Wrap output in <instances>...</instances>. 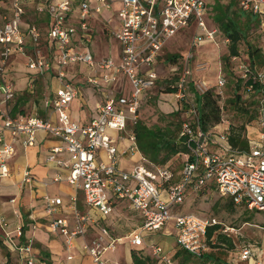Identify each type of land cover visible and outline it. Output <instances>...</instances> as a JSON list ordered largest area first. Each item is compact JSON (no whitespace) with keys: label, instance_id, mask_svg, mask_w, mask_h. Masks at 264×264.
<instances>
[{"label":"built area","instance_id":"built-area-1","mask_svg":"<svg viewBox=\"0 0 264 264\" xmlns=\"http://www.w3.org/2000/svg\"><path fill=\"white\" fill-rule=\"evenodd\" d=\"M116 1L118 6L113 9ZM206 4V0H35V11L48 16L46 31L42 32L35 22L23 21V0H11V13L4 15L0 24V177L10 175L8 158L15 152L16 142L25 147L33 146L37 133L47 132L62 142V146L51 149L48 160L67 170L64 180L75 189L82 190L89 207L107 216L113 211L115 202L124 200L131 210L141 214L142 223L138 230L125 236L130 243L142 245L141 232L158 230L172 220L177 230V244L197 256L207 249L205 234L208 226L218 221L172 210L176 204L184 202L188 190L199 191L213 185L219 196L230 198L235 205L248 210H264V69L250 70L245 62L238 66L240 77L248 82L244 85L247 94L253 91L254 84H260L256 121L258 135L253 138L255 144L252 145L248 134L247 150L231 146L227 120L220 123L223 125L221 129L217 128L219 124L205 130L198 123L195 106H190L186 115L191 121L183 122L180 131L185 138L187 153L176 178L172 167L146 164L138 150L135 133L127 127L128 120L136 122L142 102L156 84L158 72L155 64L161 49L182 27L194 20L201 33L193 36L190 50L183 58L181 77L173 84L176 87L174 97L185 99L189 75L186 64L193 57L192 50L204 39L214 40L219 33L216 27H208L204 21ZM238 4L243 10L256 14L264 27V0H238ZM105 11L116 16L117 24L109 31V38L119 43L118 61L111 52L95 59L91 51L94 36L90 18ZM105 22L109 24L110 19ZM261 34L264 38V31ZM26 37L32 41L31 51L26 50ZM43 40L49 55L40 48ZM223 41L228 40L224 38ZM13 53L25 55V66L38 75L54 71L58 86L51 95L43 97L47 116L37 113L12 115L3 107L15 93L13 83L4 75ZM75 65L85 67L83 83L99 89L102 95L96 103V115L83 124L74 120L69 112L72 101L80 96L81 91L80 86L66 75L67 69ZM97 70L102 71L101 75L96 74ZM120 75L127 80L128 89L110 91ZM225 83L220 74L216 86L222 88ZM193 87L199 93L207 90L205 82H195ZM125 111L131 114V118L125 115ZM51 114L55 115L54 122L50 119ZM111 131L122 132L124 136H115ZM125 137L128 140L126 150L140 155L138 162L129 170L120 168V152L116 145ZM216 148H220L222 154L217 153ZM62 151L67 153V158L59 157ZM101 151L103 159L99 158ZM53 179L62 178L56 174ZM31 181V173L26 168L21 184H30ZM76 200V195H73L69 204L64 205L61 196L44 197L49 231L62 235L66 260L73 257L76 238L83 236L87 224L94 221L89 213L79 211ZM9 202L14 203L15 198L10 197ZM65 207L73 212L72 228L65 217L59 216ZM0 225L4 229L5 243L18 253L15 264H50L38 258L32 238L21 240L22 224L11 231L7 219L0 216ZM119 240L120 237L110 235L106 226L99 225L98 235L84 242L82 248L90 255L93 264H106L104 252L115 248ZM148 247L161 263L174 264L160 245L150 244ZM240 262L264 264V259L252 248L244 246L239 258L232 260L231 264Z\"/></svg>","mask_w":264,"mask_h":264},{"label":"crops","instance_id":"crops-1","mask_svg":"<svg viewBox=\"0 0 264 264\" xmlns=\"http://www.w3.org/2000/svg\"><path fill=\"white\" fill-rule=\"evenodd\" d=\"M23 4L25 9L23 21L30 23L35 22L37 20L35 0H23ZM117 6L118 2L116 1L113 3V9L117 8ZM29 10L34 11L33 18L28 17L27 12ZM10 13L11 10L6 2L0 0V24L3 23V16L9 15ZM108 18L110 19L109 24L105 22V20ZM90 23L94 38L99 37L104 40L106 47V52L101 53V51H98L95 44V39L93 38L91 51L95 59L105 57L111 52L115 61H118L120 49L116 45L113 47V41L109 38V31L112 29V26L115 27L117 24L115 14L105 11L101 15H92L90 18ZM25 46L27 51H31L33 44L30 37H26ZM43 49L44 50L42 51L49 55V51L45 42ZM162 54L163 52H160L159 56ZM24 62L25 55L21 53H13L9 58L4 75L13 83L15 93L8 105L3 107L7 108L11 112L12 108L10 109V106L13 107L19 104V110L17 114H26L24 113L22 107L28 106L31 108V112L27 114L37 113L39 115V106L44 110V113L41 116H47L48 113L43 105V97L52 94V92L58 86V80L55 77L54 71L38 75L26 68L27 72L29 73V75L26 76L20 71V67L25 66ZM172 68L174 67L172 66L171 69ZM85 72V67L83 65L72 66L66 71L67 77L79 85L80 90L81 88L86 89L84 95L75 98L78 99L79 106L76 105L75 99L70 105V116L80 124L88 122L96 115V103L101 99L102 96L99 89L87 86L83 83L85 79ZM101 73V70L96 71V74L98 75H101ZM40 77L42 78V81L40 84H38V79ZM39 86H41L39 89H42L39 92L40 96L37 95L36 99L35 97L26 96L27 93L25 92H33ZM121 88H123L124 91L128 89L127 80L122 75H120L118 81L115 82V84L110 88V91H118ZM91 95H93L95 98V102L92 104V111L88 109V104L86 101V98ZM24 99H27L26 102H23ZM53 116L54 115L51 114L50 119L54 122L55 118H53ZM247 133L251 136L254 135L257 137V123L256 127H252L251 130L248 129ZM111 134L115 136H124L122 132L118 133L111 131ZM127 144L128 140L126 137L118 140L116 144L118 151L120 152L119 166L124 170L131 169L133 165L138 162L140 157L139 153L131 154L128 152L126 150ZM57 146H62L61 140L44 131H39L37 133L36 143L33 146L25 147L19 141L16 142L15 152L8 158L10 175L0 177V216H4L7 219L8 229L11 231H13V229H15L18 224H22V227L24 224H27L28 227L24 232V236L25 238H32L33 248L38 258L44 259L50 264H93L90 255L82 248V244L84 242H88L91 238L98 235L99 225L106 226L112 237L121 238V240L116 242L115 248L107 249L104 252L103 258L106 264H133L131 254L132 250H142L145 253L146 250H149L148 246L150 244H158L156 241H154L155 239H153L152 235L159 231H161L163 233L162 235L165 236V248L167 245L172 246L175 243L177 244V230L172 220L166 222L158 230L141 232V236L143 238L142 245L136 246L130 243V241L125 236L130 234L132 231L138 230L142 223L141 214L135 210H131L128 207L127 202L124 200L115 202L113 211L107 216H102L96 208L89 207L84 201L82 190L75 189L73 185L64 180L67 170L65 168H59L55 161L48 160V155L50 154L51 149ZM58 155L62 158H67L68 156L65 151L60 152ZM99 158H104L102 151L99 153ZM26 168L31 173L32 181L30 184L22 185V174L23 170ZM56 174H60L62 179L55 181L53 178ZM178 176L179 171L176 173V178H178ZM79 192H81V194ZM45 195L61 196L64 205H68L70 202V197L76 195V207L82 213H89L94 220L87 224L85 234L76 238L75 246L72 249L73 257L70 260H66L67 252L64 246L62 235L49 231V217L44 211ZM10 197L15 198V204L9 202ZM124 209L131 210L139 224L137 225V228L131 229L125 235H114V233H112L114 228L110 227L111 220L117 217L119 212L123 211ZM14 211H16L17 214H14ZM59 216L65 217L68 220L70 228L74 226V215L71 210L67 209L66 207L62 208ZM145 232L149 233L145 235ZM171 236H173L172 239L170 238ZM146 237H148V239ZM1 238H3V243L9 251L7 253L8 259L12 260V264L17 263L18 253L15 250H11L5 243L4 229L0 225V239ZM16 240L17 239L15 238V241ZM175 250L176 248L170 251V255H172Z\"/></svg>","mask_w":264,"mask_h":264},{"label":"rangeland","instance_id":"rangeland-1","mask_svg":"<svg viewBox=\"0 0 264 264\" xmlns=\"http://www.w3.org/2000/svg\"><path fill=\"white\" fill-rule=\"evenodd\" d=\"M222 3H227L229 0H220ZM215 0H206V11L204 14V21L208 27H216V23L213 20V15L215 13L213 6ZM29 18H33L34 11L29 10L27 12ZM114 28V26H112ZM217 28V27H216ZM218 29V28H217ZM264 27L262 24L258 26H251L248 30L247 39L255 45L261 46V37ZM201 33V30L197 29L196 21H192L191 24L182 27L172 39H170L164 47L161 49L163 52L160 60L155 64V69L158 71L159 77L156 80V87L153 92L146 98L139 110V116L144 120L148 125L154 124H163L165 118L163 115H168L169 111L162 109L161 104L165 102L172 104V102L177 101L178 108H181V105L186 111L190 106H194V95L190 87V83L187 84L185 99L177 100L170 96L162 95L163 90L170 83L169 80L172 78V73L178 72L182 74L183 64L173 65L175 69H171L172 66L167 64L166 56L172 53L186 54L190 50V44L195 33ZM218 35L214 40L204 39L199 46L192 50L193 57L187 62V69L189 75L187 77L188 81H192V84L195 82H205L207 89H212L219 96V103L223 106V116L227 119L231 125L240 126L242 123H246V128L251 130L252 127H256V123L247 122V116L244 114L237 113L235 110L231 109L228 106H224L226 98L233 94L234 83L232 81V73L229 67H235L238 71L239 64L246 61V51L247 45L245 42L239 43V56L233 59L231 58L230 63L227 68L224 65V56L228 53L227 42H224L223 35L218 29ZM261 34V36H260ZM95 44L98 51L101 53L106 52L105 42L99 37H95ZM113 41V47L119 46V43L111 38ZM110 41V40H109ZM264 42V38H262ZM108 45V44H107ZM40 48L44 50V42L40 44ZM25 65V62H24ZM19 67V66H18ZM27 67H20V71L23 72L26 76L29 75L27 72ZM222 75L226 80L225 85L222 88H218L216 85L219 82V75ZM169 79V80H168ZM42 78L38 79V84H40ZM39 86L38 92L42 89ZM85 88H81L80 96L85 94ZM28 93V92H27ZM244 99L245 103L249 104V101L252 99L250 96L246 97L243 87L238 91ZM28 96V95H26ZM32 97V96H31ZM81 98V97H80ZM88 109L93 110L92 104L95 102L93 95L86 98ZM76 105L79 106L78 99H75ZM175 106V105H174ZM12 107L10 106V109ZM24 113L31 112V108L26 106L22 107ZM185 111L181 118L186 116ZM125 115L128 118H131V114L128 111H125ZM55 118V115L53 116ZM131 121H127V127L130 128ZM218 129L223 128V125H219ZM251 137V144H255L254 135H249ZM217 153L222 154L220 148L215 149ZM179 160L172 162L175 172L178 173L180 166ZM81 194V192H79ZM81 201V200H80ZM79 201V203H80ZM229 198L219 196L214 190H204L202 192H195L194 194H189L184 199L182 204H176L172 210L178 211L180 213H194L198 216L204 218H215L218 222L222 223L221 232L227 234L232 238L233 248L230 249L227 243H219V247L214 248L212 252L222 260L232 261L239 258V252L244 246H248L255 250L257 254H260L261 258L264 259V210L262 211H249L246 210L243 206L230 204ZM15 204V203H14ZM138 221L134 216V213L129 209H124L119 212L117 217L111 220L110 227L114 228L112 233L114 235H125L131 229L137 228ZM233 229V230H232ZM149 232H145L147 235ZM161 231L156 232L152 235L154 241L158 243L164 250L165 254L170 255V251L178 247L177 244L172 246L167 245L165 248V236L162 235ZM148 239V237H146ZM171 239L173 236L170 237ZM215 242V239L213 240ZM8 249L3 243V238L0 239V264H12V260L8 259ZM145 254L151 257L152 264H163L161 263L149 250L145 251ZM171 256V255H170ZM174 263V262H173ZM175 264V263H174ZM189 264H212L211 262L202 263L198 258L194 259ZM243 264H246L243 262Z\"/></svg>","mask_w":264,"mask_h":264},{"label":"trees","instance_id":"trees-1","mask_svg":"<svg viewBox=\"0 0 264 264\" xmlns=\"http://www.w3.org/2000/svg\"><path fill=\"white\" fill-rule=\"evenodd\" d=\"M3 1H5L8 6H10L11 0ZM213 9L215 11L213 20L217 25L216 27L219 29L223 37L228 40V53L224 56L225 68H227L232 57L239 56V43L243 41L247 45L245 63L249 69L253 71L264 69V42H262V37L261 46L252 44L247 39L248 30L251 28V26H258L259 28V17L250 11L243 10L238 4V0H229L227 3H222L220 0H215ZM36 15L37 20L35 23L43 32H45L48 23V16L46 14H40L37 12ZM184 55L185 54L179 53L168 54L166 56L168 62L167 64L170 66H181V64H183ZM161 56L162 55L157 57V61L160 60ZM229 69L232 73L234 89L233 94L226 98L224 106L230 107L237 113L246 115L248 123L253 121L256 123L260 84H254L253 91L247 94L244 89V85L248 82L243 81V79L240 77V73L235 69L234 66L229 67ZM171 75L172 78L170 80L168 79L170 83L165 88V90H163L164 93L161 94L175 98L174 92L176 91V87L173 86V84L180 79L181 74L175 72ZM188 83H190V87L194 95V106L198 114V123L200 126L205 130H209L219 125L225 118L223 116V106L219 103L218 94L212 89H207L206 91L199 93L194 89L191 80L188 81ZM155 87L156 84L151 90H149L147 97L153 92ZM241 87H243L245 96H250L252 98L249 101V104L245 103L244 99L246 98H243L241 94L238 93ZM26 95L35 97L36 99V96L39 95V92L36 89L33 92H28ZM26 100L27 99H24L23 102H26ZM161 107L162 109L169 111L168 115L162 114V117L165 118V122L163 124L148 125L139 116L135 123H131L130 128L135 133L138 150L140 154L146 159V164L148 166H150V164H154L159 166H168L174 169L172 162L179 160L178 165L181 166L187 153V148L184 144L185 138L180 135L181 125L183 122H190L191 120L187 115L181 118L185 108H183L182 105L181 108H178L177 101L172 102L171 105L165 102L164 104H161ZM18 110L19 104L12 107L11 114L16 115ZM38 112L39 115H42L44 113L43 108L41 109L38 106ZM246 126V123H242L240 126H233L229 122L228 141L233 148L238 150H247L249 148V137L247 133L248 129ZM209 189L213 190V185H208L199 191L188 190L185 198L189 194H194L195 192H202ZM229 201L230 204H234L230 198ZM249 211L261 210L252 209ZM222 225V223L218 222L208 226L205 234L207 249L202 251L198 256L192 254L177 244L178 247H176V250L171 255L173 262L175 264H189L194 259L198 258L202 261V263L211 262L212 264H231L232 261L222 260L216 256L214 252H212L213 249L216 247L218 248L219 243L222 242L227 243L230 249L233 248L232 238L220 231ZM27 227V224H24L22 227V241L25 240L24 232ZM214 239L215 242H213ZM131 254L133 264H152L151 257L145 254L142 250H132ZM258 255L260 256V254ZM240 264H243V262H240Z\"/></svg>","mask_w":264,"mask_h":264}]
</instances>
